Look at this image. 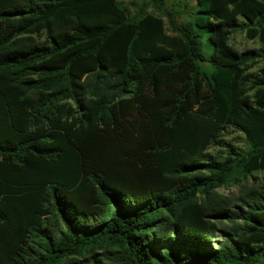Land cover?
<instances>
[{
	"label": "trees",
	"instance_id": "obj_1",
	"mask_svg": "<svg viewBox=\"0 0 264 264\" xmlns=\"http://www.w3.org/2000/svg\"><path fill=\"white\" fill-rule=\"evenodd\" d=\"M192 11L0 0V264H264V0Z\"/></svg>",
	"mask_w": 264,
	"mask_h": 264
},
{
	"label": "rangeland",
	"instance_id": "obj_2",
	"mask_svg": "<svg viewBox=\"0 0 264 264\" xmlns=\"http://www.w3.org/2000/svg\"><path fill=\"white\" fill-rule=\"evenodd\" d=\"M123 5L129 6L132 10H135L140 7V5L148 0H119ZM151 2V1H149ZM168 7L172 10H175L177 12V17L180 22H183L187 19H190L193 15V7L195 4V0H165ZM231 44L238 50L243 51L247 48H253L258 47L259 44L256 40H249L246 38L245 33L237 32L233 35L231 39ZM203 49L206 55H209L212 52V46H210V43L208 41L207 34L203 37ZM203 65L207 70L210 69V64L208 62H203ZM264 65V60H261L258 64H256L253 68L259 69ZM209 71H212V67ZM224 138L227 142L234 143L238 147H247V142L245 140L244 134L241 131H238L234 129L231 126H228L225 128L223 132ZM219 147H213V152H218ZM220 149V148H219ZM223 149L226 151V147H223ZM259 177L264 176V171L257 173ZM251 180V176L249 177ZM220 192L224 194L229 195H235L239 192V186L236 184L228 185L225 187H222L219 189ZM223 237H218L217 240H221ZM217 242V241H216Z\"/></svg>",
	"mask_w": 264,
	"mask_h": 264
}]
</instances>
